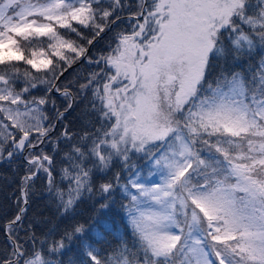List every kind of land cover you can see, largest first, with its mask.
<instances>
[{
    "label": "snow or ice",
    "instance_id": "snow-or-ice-1",
    "mask_svg": "<svg viewBox=\"0 0 264 264\" xmlns=\"http://www.w3.org/2000/svg\"><path fill=\"white\" fill-rule=\"evenodd\" d=\"M118 22L130 31L90 57ZM258 50L264 0H0V165L22 171L0 264H65L73 239L67 264H264V56L234 70ZM81 58L96 69L57 84ZM38 181L60 216L85 196L107 209L120 190L129 238L110 241L101 220L95 238L76 224L41 240L28 220Z\"/></svg>",
    "mask_w": 264,
    "mask_h": 264
},
{
    "label": "trees",
    "instance_id": "trees-1",
    "mask_svg": "<svg viewBox=\"0 0 264 264\" xmlns=\"http://www.w3.org/2000/svg\"><path fill=\"white\" fill-rule=\"evenodd\" d=\"M107 30V29H106ZM105 30V31H106ZM123 30L130 31V28L125 23H117L113 25L111 30L105 34H101L94 44L90 47L88 55L93 59L99 58L101 55L110 54L111 50L116 47V36ZM85 35H88L85 29ZM264 56V50H258L253 53L251 58L244 57L241 61V67H237L234 70L247 71L250 66H255L259 63L261 57ZM78 62V61H77ZM22 64V62H20ZM23 67H30L24 65ZM69 68V67H68ZM67 68V69H68ZM222 68L221 65L213 67L207 76L208 80H214L215 77L220 73ZM96 65H89L86 61H82L79 65L73 66L69 69L60 79L56 82L59 85H74L77 79H82L89 72L94 71ZM35 72V70H32ZM42 73H37L41 75ZM44 86L41 85L38 89L33 90L32 94L35 96L44 95ZM52 99L56 101V107L63 111L64 101L59 93H53ZM51 108V105L48 106ZM64 123L68 124L74 130L79 129L82 123L81 108L76 107L66 113V119ZM133 161L138 166V169H142L144 161L137 159L133 156ZM14 168H18L17 165L9 167L8 165H0V226L6 223L7 219L10 218L15 210V199L19 195V176L22 175V171H13ZM136 169V170H138ZM141 171V170H140ZM127 176V173H125ZM114 203H110L107 209H100L99 205L101 202L99 196H95L89 199L87 196L77 205L73 213L60 216L57 214L54 205L51 204L43 186L42 181H38L33 189L31 196L28 220L36 221L35 232L36 235L42 240L45 238L50 230L54 231L56 238H59L66 230L70 231L71 228L76 224H84L89 229L88 235L95 238L92 228H99V231L104 232L103 227L98 225V221H105L111 226V233H105L110 241L123 237L129 238V230L127 228V211L121 207V204H127L128 200L124 198L123 193L117 190L113 197ZM125 211V212H124ZM42 220L48 221L47 224L42 223ZM27 223V222H26ZM22 235V233H21ZM5 235L0 230V251L4 250L5 247ZM78 241L73 239L72 241H66L69 247L65 251L63 257L65 264H67L69 258H73L78 249Z\"/></svg>",
    "mask_w": 264,
    "mask_h": 264
},
{
    "label": "rangeland",
    "instance_id": "rangeland-1",
    "mask_svg": "<svg viewBox=\"0 0 264 264\" xmlns=\"http://www.w3.org/2000/svg\"><path fill=\"white\" fill-rule=\"evenodd\" d=\"M137 157V159L139 158L140 160H142V161H144L143 159H141L139 156H136ZM139 171L141 170V175L142 176H148V173H149V167L148 166H146V162L144 161V163H143V167H142V169H138ZM149 179H158L157 177H149ZM134 191V190H133ZM125 212V211H124ZM125 218H127V217H125Z\"/></svg>",
    "mask_w": 264,
    "mask_h": 264
},
{
    "label": "water",
    "instance_id": "water-1",
    "mask_svg": "<svg viewBox=\"0 0 264 264\" xmlns=\"http://www.w3.org/2000/svg\"><path fill=\"white\" fill-rule=\"evenodd\" d=\"M106 32H108V29L105 31V33H106ZM82 61H83V58H81V60H79L77 63H75L74 65H72L71 67H69V68L64 72V74H65L69 69H71L73 66H75V65H79Z\"/></svg>",
    "mask_w": 264,
    "mask_h": 264
}]
</instances>
